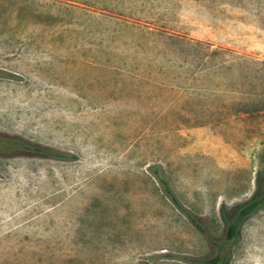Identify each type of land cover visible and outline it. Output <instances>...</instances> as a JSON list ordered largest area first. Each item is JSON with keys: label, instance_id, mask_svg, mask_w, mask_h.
Wrapping results in <instances>:
<instances>
[{"label": "rangeland", "instance_id": "rangeland-1", "mask_svg": "<svg viewBox=\"0 0 264 264\" xmlns=\"http://www.w3.org/2000/svg\"><path fill=\"white\" fill-rule=\"evenodd\" d=\"M0 133L70 155H0V264H206L264 181V0H0ZM226 248L264 264V206Z\"/></svg>", "mask_w": 264, "mask_h": 264}, {"label": "trees", "instance_id": "trees-1", "mask_svg": "<svg viewBox=\"0 0 264 264\" xmlns=\"http://www.w3.org/2000/svg\"><path fill=\"white\" fill-rule=\"evenodd\" d=\"M0 155L1 156H15V155H38L43 157L66 159L70 155L53 148L45 147L36 143H32L23 137L17 135H9L0 133ZM153 175L161 184L163 190L172 199V201L184 212L186 210L180 205L175 194L170 188L168 179L163 174L160 167L152 168ZM264 206V181L259 182L254 194L247 201L234 206L230 211H223V217L226 223L225 237L221 242L210 238L211 243L216 248V254L209 258L202 260L206 264H227L229 259V252L226 245L235 241L240 233V229L244 221L255 214L260 208ZM188 217L199 228L200 224L196 217L186 212Z\"/></svg>", "mask_w": 264, "mask_h": 264}]
</instances>
